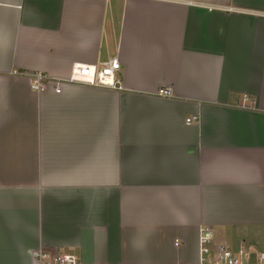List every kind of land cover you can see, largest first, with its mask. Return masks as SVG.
Here are the masks:
<instances>
[{
  "label": "crops",
  "instance_id": "obj_1",
  "mask_svg": "<svg viewBox=\"0 0 264 264\" xmlns=\"http://www.w3.org/2000/svg\"><path fill=\"white\" fill-rule=\"evenodd\" d=\"M205 227L264 251V0H0V264H198Z\"/></svg>",
  "mask_w": 264,
  "mask_h": 264
},
{
  "label": "built area",
  "instance_id": "obj_2",
  "mask_svg": "<svg viewBox=\"0 0 264 264\" xmlns=\"http://www.w3.org/2000/svg\"><path fill=\"white\" fill-rule=\"evenodd\" d=\"M120 64L116 57L98 63L97 65H75L71 74L66 79H55L43 73H29L27 76L31 80V89L36 92L42 91L44 86L55 85V92H60V86L66 82H78L99 87L118 88L116 73L119 71ZM159 96H170L171 91L159 89ZM195 117L187 119L186 122L193 121ZM201 256L198 264H247L250 255L253 253L247 248L239 247L236 250L227 245H217L211 249L213 233L209 227L202 229L201 237ZM258 264H264V251L253 253ZM37 264L43 261L44 264H77L71 255H54L48 253L34 252Z\"/></svg>",
  "mask_w": 264,
  "mask_h": 264
},
{
  "label": "rangeland",
  "instance_id": "obj_3",
  "mask_svg": "<svg viewBox=\"0 0 264 264\" xmlns=\"http://www.w3.org/2000/svg\"><path fill=\"white\" fill-rule=\"evenodd\" d=\"M234 250V249H233ZM235 250H236V248H235Z\"/></svg>",
  "mask_w": 264,
  "mask_h": 264
}]
</instances>
